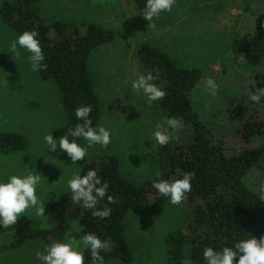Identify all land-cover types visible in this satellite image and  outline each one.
Masks as SVG:
<instances>
[{"label": "rangeland", "instance_id": "rangeland-1", "mask_svg": "<svg viewBox=\"0 0 264 264\" xmlns=\"http://www.w3.org/2000/svg\"><path fill=\"white\" fill-rule=\"evenodd\" d=\"M36 4L47 22H70L81 31L95 23L112 30L114 39L93 49L88 58L101 105L100 121L68 150L66 117L54 81L39 77L29 46L0 18V131L21 133L28 141L22 151L0 153V264H48L54 243L35 238L6 248L13 230L2 226L21 215L38 227L53 225L57 207L52 209L50 203L70 195L75 178L90 160L115 156L121 175L136 185L159 177L161 134L169 142L172 135L184 132L170 126L178 123L174 120L162 125L154 84L136 54L139 44H153L176 64L200 70L192 109L216 134L235 126L231 107L244 98L249 79L259 68L240 48L249 39L254 18H264V0H175L154 17L140 14L134 0H37ZM263 142L264 133L253 139L255 145ZM259 181L258 170L252 169L246 182L254 186ZM64 217L68 245L78 253L84 238L77 216ZM186 221L185 205L173 192L163 193L155 203L133 204L124 217L131 261L99 264H172L166 237L178 229L188 233Z\"/></svg>", "mask_w": 264, "mask_h": 264}, {"label": "trees", "instance_id": "trees-1", "mask_svg": "<svg viewBox=\"0 0 264 264\" xmlns=\"http://www.w3.org/2000/svg\"><path fill=\"white\" fill-rule=\"evenodd\" d=\"M36 2L0 0V18L29 46L39 77L54 81L66 117L64 145L73 150L101 118L89 55L111 42L114 32L95 23L81 31L70 22H47ZM174 2L134 0L146 17L158 15ZM240 50L259 68L252 73L244 98L231 107L235 126L216 134L192 109L200 70L176 64L153 44H139L136 54L154 84L162 125L174 120L178 123L170 126L184 132V136L172 135L169 142L161 134L159 177L136 185L121 175L115 156L92 159L75 178L70 195L50 203L52 209L57 207L53 225L38 227L21 215L2 226L13 230L6 248L39 238L54 243L48 264L130 262L124 239L128 209L142 201L155 203L163 193L173 192L185 205L188 233L178 229L167 235L172 264H264V142L253 144L254 137L264 133V18H254L249 39ZM27 145L21 133L0 131L1 154L22 151ZM252 169L258 170L260 178L254 186L246 182ZM67 213L76 214L84 238L78 253L68 245Z\"/></svg>", "mask_w": 264, "mask_h": 264}]
</instances>
